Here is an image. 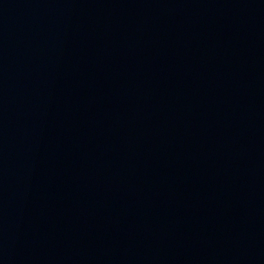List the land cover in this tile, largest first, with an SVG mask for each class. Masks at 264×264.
I'll return each instance as SVG.
<instances>
[{
    "label": "water",
    "instance_id": "water-1",
    "mask_svg": "<svg viewBox=\"0 0 264 264\" xmlns=\"http://www.w3.org/2000/svg\"><path fill=\"white\" fill-rule=\"evenodd\" d=\"M0 264H264V0H0Z\"/></svg>",
    "mask_w": 264,
    "mask_h": 264
}]
</instances>
